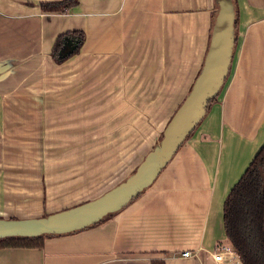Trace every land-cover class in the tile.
Instances as JSON below:
<instances>
[{
  "label": "crops",
  "instance_id": "crops-1",
  "mask_svg": "<svg viewBox=\"0 0 264 264\" xmlns=\"http://www.w3.org/2000/svg\"><path fill=\"white\" fill-rule=\"evenodd\" d=\"M46 1L56 0H0L4 218L47 209L39 185L16 181L27 173L13 162L30 155L15 147L43 145L47 131L56 139L69 120L86 131L99 121L120 128L126 99L170 100L165 113L176 99L162 131L203 65L217 10L215 0H77L62 12L43 10ZM234 2L236 42L216 100L153 182L99 224L41 246L0 247V264H217L211 252L229 244L224 198L264 142V0ZM73 30L84 35L78 51L54 61L57 36Z\"/></svg>",
  "mask_w": 264,
  "mask_h": 264
},
{
  "label": "rangeland",
  "instance_id": "rangeland-1",
  "mask_svg": "<svg viewBox=\"0 0 264 264\" xmlns=\"http://www.w3.org/2000/svg\"><path fill=\"white\" fill-rule=\"evenodd\" d=\"M125 102V124L120 128L103 130L106 125L99 121L86 131L83 125H78L79 122L75 125L69 120L62 124L61 136L56 139L52 134L49 136L51 131H47L42 138L45 140L43 145L14 146L15 154L30 155L29 158L15 159L13 166L15 170L27 173L16 181H21L29 189L41 187L40 198L43 208L45 203L47 209L40 216L96 198L126 178L137 159L159 139V127L177 100H172L166 113L165 104H170V100L126 99ZM91 136L92 145L86 146L91 142ZM55 150L56 155L53 154ZM52 207L58 210L53 211Z\"/></svg>",
  "mask_w": 264,
  "mask_h": 264
},
{
  "label": "water",
  "instance_id": "water-1",
  "mask_svg": "<svg viewBox=\"0 0 264 264\" xmlns=\"http://www.w3.org/2000/svg\"><path fill=\"white\" fill-rule=\"evenodd\" d=\"M215 1L217 10L203 65L186 96L165 124L161 138L146 152L134 170L96 198L71 207L38 217H0V238L64 234L83 229L108 213L121 209L153 182L202 119L208 102L218 94L228 73L235 44L234 7L232 0ZM68 49L67 46L62 48V52Z\"/></svg>",
  "mask_w": 264,
  "mask_h": 264
},
{
  "label": "trees",
  "instance_id": "trees-1",
  "mask_svg": "<svg viewBox=\"0 0 264 264\" xmlns=\"http://www.w3.org/2000/svg\"><path fill=\"white\" fill-rule=\"evenodd\" d=\"M232 2L235 14L234 36L236 42L237 10L234 0ZM76 3L77 0H56L41 2L40 6L43 10L64 12ZM83 38L84 35L81 30L67 31L58 35L51 50L53 60L59 62L76 53ZM66 46L69 49L63 53L62 48ZM216 97L214 96L208 102L206 111L209 109L211 103L216 100ZM191 133L185 137L184 141ZM161 136L160 134L159 139ZM145 189L130 201L139 196ZM117 211L108 213L99 221L87 227L104 221L113 216ZM222 221L225 237L230 246L238 254L241 263L264 264V142L256 151L240 177L227 192L222 204ZM46 236L49 235L4 237L0 238V247L41 246Z\"/></svg>",
  "mask_w": 264,
  "mask_h": 264
},
{
  "label": "built area",
  "instance_id": "built-area-1",
  "mask_svg": "<svg viewBox=\"0 0 264 264\" xmlns=\"http://www.w3.org/2000/svg\"><path fill=\"white\" fill-rule=\"evenodd\" d=\"M182 257L195 256L196 250L184 249L179 251ZM212 260L217 264H242L238 254L230 244H220L211 252Z\"/></svg>",
  "mask_w": 264,
  "mask_h": 264
}]
</instances>
